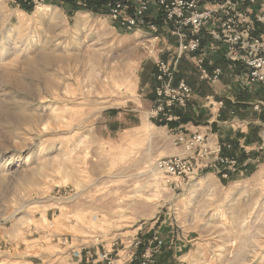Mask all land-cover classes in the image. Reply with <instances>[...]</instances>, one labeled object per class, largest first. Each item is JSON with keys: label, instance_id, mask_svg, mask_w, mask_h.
Returning a JSON list of instances; mask_svg holds the SVG:
<instances>
[{"label": "rangeland", "instance_id": "rangeland-1", "mask_svg": "<svg viewBox=\"0 0 264 264\" xmlns=\"http://www.w3.org/2000/svg\"><path fill=\"white\" fill-rule=\"evenodd\" d=\"M64 3L0 0V264H264V148L155 170L183 153L151 115L176 44Z\"/></svg>", "mask_w": 264, "mask_h": 264}, {"label": "built area", "instance_id": "built-area-1", "mask_svg": "<svg viewBox=\"0 0 264 264\" xmlns=\"http://www.w3.org/2000/svg\"><path fill=\"white\" fill-rule=\"evenodd\" d=\"M24 1L32 3L35 8L39 4H51V0ZM56 1L65 4L67 0ZM69 2L79 9L103 10L115 25L127 31H139L147 27L154 32V40L160 39L162 33L175 39V59L157 62L159 84L156 87V107L152 110V117L162 114L168 120L176 119L171 113L173 107L184 106L193 96L194 90L187 80L177 79L176 75L181 58L186 53L196 54L195 68L198 78L202 81L215 83L222 78L223 65L214 64L207 54L208 51L216 53L222 47L227 61L240 63L246 68L250 83L264 85V36L261 33V29H264V0ZM206 37L209 39V45L204 50L203 41ZM174 142L182 147L183 153L163 156L154 162L155 170L167 177L191 176L201 167L199 159H203L206 165L217 169L223 176L232 174L238 168V155L226 153L233 150L231 142H218L212 146L206 133L199 131L187 135L181 130L175 134ZM148 253L142 257L140 264H154Z\"/></svg>", "mask_w": 264, "mask_h": 264}, {"label": "crops", "instance_id": "crops-1", "mask_svg": "<svg viewBox=\"0 0 264 264\" xmlns=\"http://www.w3.org/2000/svg\"><path fill=\"white\" fill-rule=\"evenodd\" d=\"M261 33L264 36V29ZM169 41L176 44L172 37ZM208 45L206 37L202 49L206 50ZM207 54L214 64L223 65L224 74L215 83L202 81L195 68L196 54L183 55L177 79H186L194 93L184 106L175 109L178 118L188 119L176 130L208 133L212 146L218 142H231V151L238 155L239 164L250 166L252 158L264 148V85L250 83L246 68L227 61L222 47L216 53L208 51Z\"/></svg>", "mask_w": 264, "mask_h": 264}, {"label": "trees", "instance_id": "trees-1", "mask_svg": "<svg viewBox=\"0 0 264 264\" xmlns=\"http://www.w3.org/2000/svg\"><path fill=\"white\" fill-rule=\"evenodd\" d=\"M15 1H17L19 3V5L21 6V8H23L24 10L29 11V12L32 11V9H33V7H32L33 5H31L32 3L25 2L24 0H15ZM51 3H53V4H57L58 3L59 4L60 2H57L56 0L55 1L51 0ZM69 4H70V6H67L66 5V8H69L70 11L75 10V9H78L74 5H72L71 3H69ZM92 10L94 12H103V10H100L98 8H94ZM179 113H180V111H179ZM184 120H187L188 121V119H186V118L184 119V117L180 116L179 120H172V121H169V122H166L165 121V122H162L161 124H163V125H170V126L173 127V126H178ZM226 153L232 154L234 152H232V151H226Z\"/></svg>", "mask_w": 264, "mask_h": 264}, {"label": "bare ground", "instance_id": "bare-ground-1", "mask_svg": "<svg viewBox=\"0 0 264 264\" xmlns=\"http://www.w3.org/2000/svg\"><path fill=\"white\" fill-rule=\"evenodd\" d=\"M33 45V44H32ZM85 46V45H84ZM164 121V120H163ZM171 123V122H170Z\"/></svg>", "mask_w": 264, "mask_h": 264}]
</instances>
